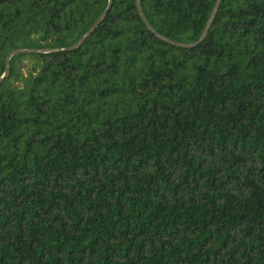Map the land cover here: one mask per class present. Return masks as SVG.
Segmentation results:
<instances>
[{
	"label": "trees",
	"instance_id": "16d2710c",
	"mask_svg": "<svg viewBox=\"0 0 264 264\" xmlns=\"http://www.w3.org/2000/svg\"><path fill=\"white\" fill-rule=\"evenodd\" d=\"M0 0V264H264V0ZM77 45V46H76Z\"/></svg>",
	"mask_w": 264,
	"mask_h": 264
},
{
	"label": "water",
	"instance_id": "95a60500",
	"mask_svg": "<svg viewBox=\"0 0 264 264\" xmlns=\"http://www.w3.org/2000/svg\"><path fill=\"white\" fill-rule=\"evenodd\" d=\"M140 0H135V5H136V9H137V12L141 18V20L147 25V27L150 29L149 25L147 24L146 22V19L141 11V7H140ZM221 0H216L215 2V5L213 7V10L211 12V15H210V18H209V21L207 22V25L204 29V31L202 32L201 36L199 37V39L192 45V47H195L199 44H201L205 37H206V34L212 24V21H213V18L215 16V13H216V10L220 4ZM110 5H111V0H108V6L107 8L105 9V11L102 13V15L100 16V18L95 22V24L92 26V28L79 40V42L77 43V45H79L82 41H84L92 32L93 30L98 26V24L102 21V19L105 17V15L107 14V12L109 11V8H110ZM76 45V46H77ZM32 53H36V54H39L40 52L39 51H33V50H17V51H13L12 53L9 54V56L7 57L6 59V68H5V73L4 75L0 78V83L1 81H3L4 79H6L8 77V72H9V60L14 56V55H20V54H32Z\"/></svg>",
	"mask_w": 264,
	"mask_h": 264
}]
</instances>
